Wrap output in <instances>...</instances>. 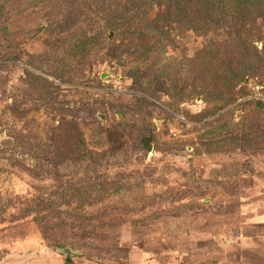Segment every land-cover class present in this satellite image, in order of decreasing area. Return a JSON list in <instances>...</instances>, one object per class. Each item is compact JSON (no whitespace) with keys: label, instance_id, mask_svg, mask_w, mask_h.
Returning <instances> with one entry per match:
<instances>
[{"label":"rangeland","instance_id":"1","mask_svg":"<svg viewBox=\"0 0 264 264\" xmlns=\"http://www.w3.org/2000/svg\"><path fill=\"white\" fill-rule=\"evenodd\" d=\"M0 264H264V0H0Z\"/></svg>","mask_w":264,"mask_h":264},{"label":"water","instance_id":"2","mask_svg":"<svg viewBox=\"0 0 264 264\" xmlns=\"http://www.w3.org/2000/svg\"><path fill=\"white\" fill-rule=\"evenodd\" d=\"M151 140H152V136L145 137V138L143 139V145H144V147H145L146 149L150 150V151L152 150V144L150 143ZM66 251H68V250H66ZM68 252H69V251H68Z\"/></svg>","mask_w":264,"mask_h":264}]
</instances>
